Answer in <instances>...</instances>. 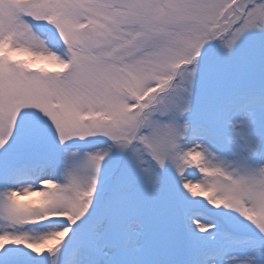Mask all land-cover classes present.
Here are the masks:
<instances>
[{"label":"snow or ice","instance_id":"snow-or-ice-1","mask_svg":"<svg viewBox=\"0 0 264 264\" xmlns=\"http://www.w3.org/2000/svg\"><path fill=\"white\" fill-rule=\"evenodd\" d=\"M0 264H264V0H0Z\"/></svg>","mask_w":264,"mask_h":264}]
</instances>
